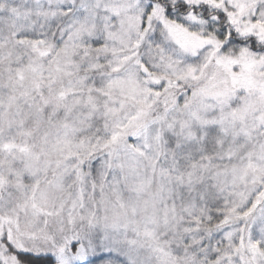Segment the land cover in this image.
Returning a JSON list of instances; mask_svg holds the SVG:
<instances>
[{
  "label": "snow or ice",
  "instance_id": "1",
  "mask_svg": "<svg viewBox=\"0 0 264 264\" xmlns=\"http://www.w3.org/2000/svg\"><path fill=\"white\" fill-rule=\"evenodd\" d=\"M0 264H264V0H0Z\"/></svg>",
  "mask_w": 264,
  "mask_h": 264
}]
</instances>
